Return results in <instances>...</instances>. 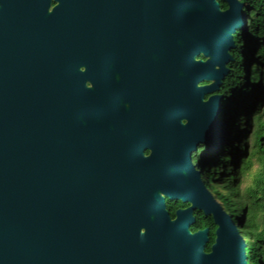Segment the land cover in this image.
<instances>
[{
  "label": "water",
  "instance_id": "95a60500",
  "mask_svg": "<svg viewBox=\"0 0 264 264\" xmlns=\"http://www.w3.org/2000/svg\"><path fill=\"white\" fill-rule=\"evenodd\" d=\"M227 1L63 0L48 15V0H0V264H249L240 227L180 171L223 138L218 92L246 25ZM166 198L192 206L172 219ZM195 209L217 226L210 252Z\"/></svg>",
  "mask_w": 264,
  "mask_h": 264
},
{
  "label": "trees",
  "instance_id": "16d2710c",
  "mask_svg": "<svg viewBox=\"0 0 264 264\" xmlns=\"http://www.w3.org/2000/svg\"><path fill=\"white\" fill-rule=\"evenodd\" d=\"M260 11L259 18L255 20V28L251 29L252 34L258 38L251 69H248L246 77H228L221 91L229 96L224 106L228 102L231 106L235 102L237 104L229 127L228 141L231 145L227 150L232 160L230 169L227 167L229 162L225 163V172H231L227 177L230 193L226 198L232 203V208L229 207L227 212L240 227L246 242L249 264H264V0H261ZM243 73L239 71L237 74L241 76ZM249 92L253 96L251 107L243 100L248 99L245 93ZM237 134L239 141L235 144L233 140ZM235 146L239 147L240 152L237 159L233 155ZM224 159L228 160L225 157ZM249 179L251 183L247 184ZM207 227L211 229V241L207 245L209 252L217 227L213 220L198 222L191 230L196 232Z\"/></svg>",
  "mask_w": 264,
  "mask_h": 264
},
{
  "label": "flooded vegetation",
  "instance_id": "af4514ba",
  "mask_svg": "<svg viewBox=\"0 0 264 264\" xmlns=\"http://www.w3.org/2000/svg\"><path fill=\"white\" fill-rule=\"evenodd\" d=\"M49 5H48V15H55V9L61 4V1L63 0H48ZM222 11H227L230 9V3L227 0H216ZM237 3L241 4V11L245 15L246 18V25L245 28L238 29L235 34H233L234 42H235V48L231 51V55L233 57V61L227 66L230 71L226 79L230 76H233L235 78H241V77H246L247 73L249 72L248 69H251V65L253 64L255 60V48L256 44L258 42V38L252 34L251 29L255 28V20L259 18L260 13H261V0H236ZM127 21V20H126ZM127 24V22H126ZM127 26V25H126ZM250 39V42H247L248 39ZM247 39V40H246ZM253 45V46H252ZM196 61H207V58L204 56H200L196 58ZM241 67V70H240ZM80 70L85 71V67H81ZM128 68L125 69L127 71ZM114 78L116 82H120L122 80V74L118 69H114ZM239 71H243L244 73L240 76L237 74ZM225 79V80H226ZM223 81V84L225 82ZM212 84L211 81H204L200 82L199 86H208ZM89 85V83H88ZM90 86V85H89ZM223 90V85L221 87V90L218 92V94L223 96L222 100V105H223V112L221 115H219V118L221 119L223 123V138L220 140V142L216 145L215 148L209 149V145L207 143L199 142L196 146L195 149L192 150L191 155L189 157V165L191 171L187 170L186 168L180 169L181 173L185 176H188L189 173L197 174L206 188V190L211 194V196L217 201V203L222 207V209L229 214L224 206L219 202L217 197L213 193L212 186L214 185L213 183L210 182L209 178V170L211 169L212 166H214L215 163H217L222 157L223 154L229 153L230 152L227 150L228 145H229V135H230V130L229 127L231 126V122L229 120L228 113L225 112L226 108L224 106V102H227L229 96L225 93H221ZM214 93L211 94H206L204 97V100L207 101ZM127 109H129L130 104L128 102H122ZM183 124H187L186 120H182ZM145 157H149L152 154V149L150 148H144L143 150ZM226 168V167H225ZM224 168V176L228 177L229 173L225 172ZM166 206L167 210L169 211L172 219L176 218V212L178 210L182 209H187L192 206L191 203H184L179 200H171L169 198H166ZM174 214V216H173ZM193 216L196 219V223L198 222H203L205 219L208 221L214 219L212 216H206L205 213L202 210L195 209L193 211ZM195 223V224H196ZM215 224V223H214ZM194 226V225H193ZM192 226V227H193ZM191 227V228H192ZM210 230V240H211V229L210 227H207ZM205 229V228H204ZM203 230V229H201ZM217 230V227H216ZM216 230H215V238H216ZM192 231V230H191ZM193 232V231H192ZM215 242V239H214ZM210 252V251H209Z\"/></svg>",
  "mask_w": 264,
  "mask_h": 264
},
{
  "label": "rangeland",
  "instance_id": "374dc122",
  "mask_svg": "<svg viewBox=\"0 0 264 264\" xmlns=\"http://www.w3.org/2000/svg\"><path fill=\"white\" fill-rule=\"evenodd\" d=\"M247 42H250V39H248ZM251 91H252V88H251L250 92ZM250 92L245 93V96H246V94L248 95V99L247 100L243 99V100H245L247 104L249 103L248 105L251 107V105L253 104V96ZM241 95H242V91L240 93V96ZM233 102H234V100H233ZM225 108H226L225 112L228 113L229 120L232 121L234 118L233 114H235V112L237 110L236 102L233 104V106H231L230 103L228 102L227 104H225ZM245 109H246L245 111H247V106ZM238 141H239V136L237 134L235 136V139L233 140V142H236L235 144H237ZM229 145H231V144H229ZM229 145H228V147H229ZM238 149H239V147H237V146L234 147L235 153L233 155H235L236 159L238 158V156L240 154ZM224 157L228 159V158H230V154L225 152L223 154V158H221L217 163L214 164V166L211 167L208 174H209L210 182L214 184L212 186L214 195L217 197L219 202H221V204L224 206L225 210L228 211L229 207L232 208V203H230V201H228V199L226 198V196L230 193V190L228 188V179H227V177L224 176L223 171H224V168L226 167L225 163H227V162H229L227 167L230 169V165H231L230 161L232 162V160H231V158L228 159L229 161L225 160ZM229 174H231L230 171H229ZM249 183H251L250 179L248 180L247 184H249Z\"/></svg>",
  "mask_w": 264,
  "mask_h": 264
}]
</instances>
